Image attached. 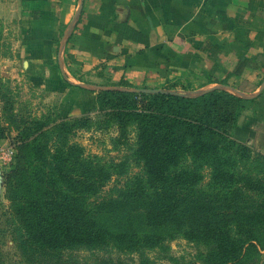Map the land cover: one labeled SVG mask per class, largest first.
<instances>
[{"label":"crops","instance_id":"1","mask_svg":"<svg viewBox=\"0 0 264 264\" xmlns=\"http://www.w3.org/2000/svg\"><path fill=\"white\" fill-rule=\"evenodd\" d=\"M0 72L68 117L108 89L224 90L264 153V0H0Z\"/></svg>","mask_w":264,"mask_h":264},{"label":"rangeland","instance_id":"2","mask_svg":"<svg viewBox=\"0 0 264 264\" xmlns=\"http://www.w3.org/2000/svg\"><path fill=\"white\" fill-rule=\"evenodd\" d=\"M127 92L148 97L138 99V103L132 99L126 107L117 108L114 104L100 103L97 95L86 110L87 115L68 117L58 112L54 97L47 92L37 94L30 80L22 81L0 72V264H216L222 260L224 253L219 251L220 255L216 257L214 241L206 244L205 241L176 237L151 244L138 242L134 236H123L121 242H115L103 229L106 225L99 218L87 239L85 235L66 239L37 237L40 232L30 231L32 226L20 214H28L30 207L25 205L20 211V206L10 198L13 189L8 185V177L27 173L32 178L31 173L35 170L41 171L44 179H50L51 169H60V163L65 161L68 166L63 170L72 181H98L95 194H82L80 201L86 210H90V204L95 207L117 197L127 185L145 181L149 171L136 152L143 129L135 114L150 113L155 94L195 98L208 91L190 94L170 89L159 93ZM184 108L181 116L195 120L200 117L210 122L215 114L213 110L208 113L203 104L198 103L184 104ZM163 110L168 116L174 115L165 106ZM229 139L233 143L229 151L233 158L230 173L236 175V180L252 182L253 186L246 191V207L247 210H259L264 204V153L238 139L235 132ZM230 141H223L224 145ZM191 144L187 141L173 154L178 158L179 170L186 167L196 173L191 154L185 152ZM88 166L97 172H86ZM49 172L50 175L44 177V173ZM211 172L209 167L199 170L203 177L201 186L209 184ZM57 177L58 182L64 181ZM29 184L38 186L35 182ZM241 186L240 181L238 187ZM40 196L36 192L31 194L35 200ZM219 210L217 208L216 212ZM243 248V254L250 249L249 254L237 264H264V246L259 241L248 240Z\"/></svg>","mask_w":264,"mask_h":264},{"label":"trees","instance_id":"3","mask_svg":"<svg viewBox=\"0 0 264 264\" xmlns=\"http://www.w3.org/2000/svg\"><path fill=\"white\" fill-rule=\"evenodd\" d=\"M142 97L148 96L109 89L100 91L98 101L121 108L133 100L138 103ZM151 101L150 113L135 114L143 129L136 152L149 167L145 181L127 185L117 197L105 203L95 207L90 204L88 211L80 200L82 194L97 192L98 181H72L63 170L68 166L65 161L60 163V169H51L50 179H44L42 172L35 170L31 173L32 178L27 173L8 177V185L13 189L10 198L20 206V211L25 205L30 207L28 214H20L33 227L30 231L40 232L37 237L66 239L85 235L87 239L92 234L96 218H99L106 225L102 224L103 229L115 242H121L123 236H134L138 242L151 244L176 237L205 241L206 244L214 241L217 244L216 257H219V251L224 253L216 264L242 262L250 251L243 254L245 242L256 240L264 246V204L259 210H247L246 191L253 184L247 179L236 180V175L230 173L233 158L229 151L233 143L229 137L238 124L243 99L224 90L212 89L195 98L181 94H155ZM194 103L203 104L208 113L213 110V120L208 122L205 118L195 120L181 116L186 109L184 104ZM164 106L174 115L168 116ZM187 141L192 144L185 152L191 154L196 173L186 167L179 170L178 158L173 154ZM223 141L230 142L224 145ZM204 167L211 168L212 179L209 184L201 186L203 177L199 170ZM86 172L95 174L97 171L88 166ZM49 175L50 172L44 173V177ZM57 176L64 181L58 182ZM240 181L243 186L238 187ZM35 192L41 195L39 199L31 197ZM217 208L220 209L218 212Z\"/></svg>","mask_w":264,"mask_h":264},{"label":"water","instance_id":"4","mask_svg":"<svg viewBox=\"0 0 264 264\" xmlns=\"http://www.w3.org/2000/svg\"><path fill=\"white\" fill-rule=\"evenodd\" d=\"M135 92H149V93H159V92H163V91H159V90H149V89H136L133 90Z\"/></svg>","mask_w":264,"mask_h":264}]
</instances>
